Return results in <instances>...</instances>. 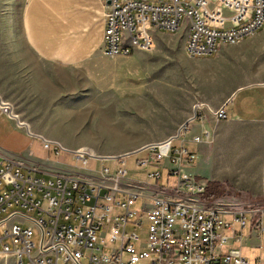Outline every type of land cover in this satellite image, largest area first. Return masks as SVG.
I'll use <instances>...</instances> for the list:
<instances>
[{"label":"built area","instance_id":"built-area-1","mask_svg":"<svg viewBox=\"0 0 264 264\" xmlns=\"http://www.w3.org/2000/svg\"><path fill=\"white\" fill-rule=\"evenodd\" d=\"M104 2L106 57L151 51L155 32L181 28L186 29L189 56H212L222 44H237L264 25V0ZM0 114L23 125L1 96ZM207 114L223 120L225 106L211 108L197 101L190 120H204ZM188 122L172 137L140 149L147 150V156L137 160L139 168L147 169L145 182L126 177L127 154L100 156L49 139L42 140L45 150L56 156L64 152L81 165L58 169L1 157L0 255L13 256L16 264H80L83 258L89 264H252L231 243L240 242L242 229L248 228L252 247L264 250V203L231 194L207 197L206 184L182 174L181 168L197 158L185 145ZM191 137L194 143L203 138ZM90 160H99L100 169H87ZM107 160L116 161L117 167L110 169ZM163 172L176 176L172 187L149 184ZM142 226L144 241L134 230ZM107 244L112 247L104 252ZM255 261L260 264L261 259Z\"/></svg>","mask_w":264,"mask_h":264},{"label":"crops","instance_id":"crops-1","mask_svg":"<svg viewBox=\"0 0 264 264\" xmlns=\"http://www.w3.org/2000/svg\"><path fill=\"white\" fill-rule=\"evenodd\" d=\"M13 1L0 0V96L13 105L14 112L23 125L18 126L14 119L0 114V158H22L53 168L69 169L70 165L63 162L34 154L33 146H41L44 149L43 139L59 140V143L64 139L51 133L54 123L51 118H45L44 114L75 112L74 67L87 59L92 60L91 65L105 60L103 57L113 58L102 54L105 2L22 0L18 26L23 40L15 42L8 40L6 32L8 12ZM185 39L186 34L182 41L183 51ZM223 45L233 48L236 52L235 61L238 67H235L233 75L219 78L208 74L207 68L200 65L192 74V82L197 88L192 94L187 92V101L176 122L164 132L150 133L135 140L130 138L127 143L149 144L176 133L183 123L190 120L193 104L197 101H203L211 108L224 105L226 118L223 120H215L207 114L204 120L193 119L188 122L189 133L186 135L185 145L197 154V158L193 163L185 164L181 172L186 176L197 177L207 185L208 190L211 188L215 195L231 194L241 197L244 201L263 204L264 25L254 35L237 44H222L217 54L222 52ZM183 55L198 62L206 59V56L190 57L185 52ZM90 65L87 67L88 71L86 68L83 72L84 107L86 79H93ZM114 77V80L120 82V76ZM180 81L182 87L186 82L182 78ZM117 85L118 88L121 86ZM118 88L113 91L120 93L122 100L134 98L132 95H125L123 89ZM175 95L176 92L173 95L163 87L155 92V96L164 97L170 107L175 104ZM144 104L152 105L153 102L149 99L144 101ZM99 105H109L107 108H111L108 101H100ZM193 134H202V140L198 143L192 142L190 139ZM191 144L200 145V151L197 152ZM127 150L130 149H120L115 153L95 152L102 154L101 156H119L118 154L127 153ZM206 161L210 162L209 176L204 175L206 170L203 166ZM223 165L228 168V173L232 172V177L242 176L246 179L243 189L242 186L234 187L225 181L227 175L219 172ZM221 187L224 190L220 191ZM244 229L241 241L246 240L245 244L250 243L249 247L254 248L249 231L244 235ZM240 242H233L231 246L235 247ZM257 257L261 259L260 264H263L264 250H261ZM257 257L254 260L249 257L252 264Z\"/></svg>","mask_w":264,"mask_h":264},{"label":"rangeland","instance_id":"rangeland-1","mask_svg":"<svg viewBox=\"0 0 264 264\" xmlns=\"http://www.w3.org/2000/svg\"><path fill=\"white\" fill-rule=\"evenodd\" d=\"M21 6L22 0H14L8 12V27L6 28V32L10 41L21 42L23 40L18 26ZM159 33L165 35L161 36ZM185 33L186 29L182 28L176 33L159 31L155 33V45L151 51L134 50L128 55L109 59L103 57L105 60L91 63V65L90 62L92 60L87 59L86 62H81L75 66L73 69L75 75L73 91L75 112L44 114L45 118H51L52 123H54L50 130L51 133L57 137H63L64 139L61 140V144L65 145L68 149L86 148L100 156L102 154L97 152L115 153L120 149H130L127 150V153L124 152V154H127L126 177L130 180L145 182L147 169L139 168L137 160L147 156L146 149L139 150L146 144H128L127 141L130 138L134 140L142 138L150 133L164 132L176 122L187 101V92L192 94L197 88L192 82V74L194 70L199 69L200 65H202V68H207L208 74L216 75L219 78H223L226 75L232 76L237 66L235 61L236 52L233 48L226 47V45H223L221 53L206 56L203 62L186 58L183 55V52L186 53L185 48L184 51L181 50ZM89 65L93 79H86V106L84 107L82 89L83 72ZM115 75L121 77L120 82L114 80ZM181 78L185 80L188 86H186V83H183L182 87L180 86ZM59 81L61 83L62 79ZM117 84H121V86L118 88ZM70 85L69 81V88L71 89ZM158 87H163L164 90L173 95L174 92L177 93V95L173 96L175 103L173 107L167 105L164 97L155 96V92L159 90ZM116 88L118 90L122 88L125 95H132L134 100H122L120 93L113 91ZM169 98L171 99V97ZM149 99L154 105L144 104V101H148ZM100 101L110 102L111 108H107L109 105H99ZM174 134L161 140L172 137ZM190 146L197 150V152L200 151V145L191 144ZM33 148V153L40 157H48L50 160H58L71 166L81 165L80 162L75 164L73 157L64 152L56 156L53 152L42 149L41 146L37 148L33 146ZM104 164L110 169L117 167L116 161L111 162L107 160ZM100 167L101 162L99 160H90L86 166L87 169L93 171L99 170ZM203 167L206 170L204 175L209 176L210 162L206 161ZM220 171L224 172L222 174L228 176H225V181L229 184L234 187L242 186L241 188H244L245 178L242 176L232 177V172L228 173V168L225 165L219 168ZM168 177L167 173L163 172L159 180H153L149 184L170 188L175 184L176 176L172 175ZM222 190L224 189L221 187L220 191ZM221 195L220 193L219 196ZM31 215L33 216V214ZM128 230H131V225L128 226ZM134 230L140 236V241H144L146 238L145 226L135 227ZM243 234H248V228L243 230ZM33 240L37 242L35 236ZM245 241H241L235 247L241 249L243 256L254 260L261 250L250 248V243L245 244ZM111 247L112 244H107L103 248V251L108 252ZM123 257L124 260H127L126 254ZM0 264H16L15 258L11 255H0ZM80 264L89 263L87 259L83 258ZM136 264H148V261L142 260Z\"/></svg>","mask_w":264,"mask_h":264},{"label":"trees","instance_id":"trees-1","mask_svg":"<svg viewBox=\"0 0 264 264\" xmlns=\"http://www.w3.org/2000/svg\"><path fill=\"white\" fill-rule=\"evenodd\" d=\"M207 197H210V198H217L218 195H215V193L211 190H208V194H207Z\"/></svg>","mask_w":264,"mask_h":264},{"label":"water","instance_id":"water-1","mask_svg":"<svg viewBox=\"0 0 264 264\" xmlns=\"http://www.w3.org/2000/svg\"><path fill=\"white\" fill-rule=\"evenodd\" d=\"M140 149H141V148H140ZM140 149H139V150H140ZM137 151H138V150H137Z\"/></svg>","mask_w":264,"mask_h":264}]
</instances>
